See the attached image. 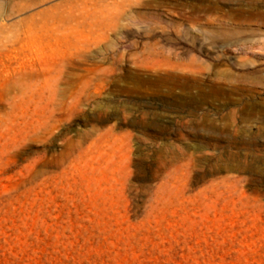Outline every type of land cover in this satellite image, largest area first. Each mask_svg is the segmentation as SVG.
<instances>
[{
	"label": "rangeland",
	"instance_id": "1",
	"mask_svg": "<svg viewBox=\"0 0 264 264\" xmlns=\"http://www.w3.org/2000/svg\"><path fill=\"white\" fill-rule=\"evenodd\" d=\"M0 264H264V0H0Z\"/></svg>",
	"mask_w": 264,
	"mask_h": 264
}]
</instances>
